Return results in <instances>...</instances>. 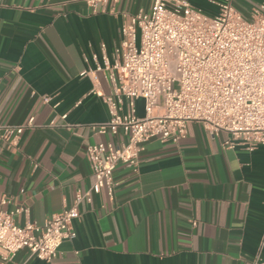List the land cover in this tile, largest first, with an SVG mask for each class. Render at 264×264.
Wrapping results in <instances>:
<instances>
[{"label":"crops","instance_id":"1","mask_svg":"<svg viewBox=\"0 0 264 264\" xmlns=\"http://www.w3.org/2000/svg\"><path fill=\"white\" fill-rule=\"evenodd\" d=\"M188 1L214 17L226 0ZM263 1L230 3L252 19ZM152 2L108 0L92 13L84 0H0V125L32 117L39 127L16 146L0 139V199H11L5 210H21L18 226L70 208L93 183L87 148L123 140L96 132L108 120L99 94L110 92L96 67L104 56L112 63L122 27ZM136 110L142 116V101ZM61 116L65 127H44ZM227 138L189 123L177 145L147 141L137 173L115 168L112 199L101 191L79 207L75 238L53 262L22 250L0 264H264V145L230 149Z\"/></svg>","mask_w":264,"mask_h":264},{"label":"built area","instance_id":"2","mask_svg":"<svg viewBox=\"0 0 264 264\" xmlns=\"http://www.w3.org/2000/svg\"><path fill=\"white\" fill-rule=\"evenodd\" d=\"M84 2L92 13L105 11L108 4ZM218 7V14L208 17L188 0H153L148 11H139L122 27L112 63L104 56L102 66L96 67V72L105 73L110 92L99 94L108 120L95 128L100 135L123 140L87 148L92 185L76 192L70 208L42 225L18 226L15 217L21 210H5L11 199H0L3 263L22 250L30 258L53 262L61 244L75 238L73 221L80 217L79 207L101 191L112 199L115 168L121 164L137 173L142 144L151 139L177 145L186 138L187 125L196 123L212 138L226 134L223 146L230 149L239 146L253 152L264 145V1L251 21L230 0ZM137 101H142V116L137 115ZM65 118L44 127H65ZM33 122L31 117L22 125H0V139L16 146L25 130L39 128Z\"/></svg>","mask_w":264,"mask_h":264},{"label":"rangeland","instance_id":"3","mask_svg":"<svg viewBox=\"0 0 264 264\" xmlns=\"http://www.w3.org/2000/svg\"><path fill=\"white\" fill-rule=\"evenodd\" d=\"M244 19H246L247 21H251V19H250V18H245V17H244Z\"/></svg>","mask_w":264,"mask_h":264}]
</instances>
